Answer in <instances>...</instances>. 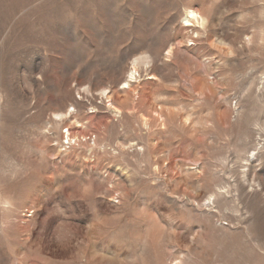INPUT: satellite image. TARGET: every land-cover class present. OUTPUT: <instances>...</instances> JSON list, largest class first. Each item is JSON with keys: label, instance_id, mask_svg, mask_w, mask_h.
<instances>
[{"label": "rangeland", "instance_id": "rangeland-1", "mask_svg": "<svg viewBox=\"0 0 264 264\" xmlns=\"http://www.w3.org/2000/svg\"><path fill=\"white\" fill-rule=\"evenodd\" d=\"M0 264H264V0H0Z\"/></svg>", "mask_w": 264, "mask_h": 264}, {"label": "bare ground", "instance_id": "bare-ground-1", "mask_svg": "<svg viewBox=\"0 0 264 264\" xmlns=\"http://www.w3.org/2000/svg\"><path fill=\"white\" fill-rule=\"evenodd\" d=\"M133 76V74L131 75V77ZM135 77V76H134ZM59 116V115H58ZM62 116V115H61Z\"/></svg>", "mask_w": 264, "mask_h": 264}]
</instances>
